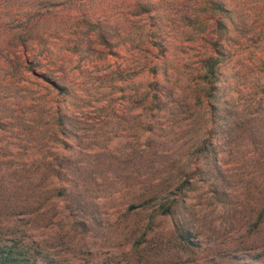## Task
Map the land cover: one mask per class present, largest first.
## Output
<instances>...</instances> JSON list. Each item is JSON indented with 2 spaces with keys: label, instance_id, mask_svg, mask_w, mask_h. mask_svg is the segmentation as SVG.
<instances>
[{
  "label": "rangeland",
  "instance_id": "obj_1",
  "mask_svg": "<svg viewBox=\"0 0 264 264\" xmlns=\"http://www.w3.org/2000/svg\"><path fill=\"white\" fill-rule=\"evenodd\" d=\"M57 2L0 0V257L264 264V0Z\"/></svg>",
  "mask_w": 264,
  "mask_h": 264
},
{
  "label": "trees",
  "instance_id": "obj_2",
  "mask_svg": "<svg viewBox=\"0 0 264 264\" xmlns=\"http://www.w3.org/2000/svg\"><path fill=\"white\" fill-rule=\"evenodd\" d=\"M47 3H49L50 7L53 9L58 7L57 0H47ZM214 5H215V10L220 11V12L225 11L222 5L215 4V3ZM141 11H147V9L143 8ZM136 13H139V12H136ZM48 14L50 13H47V16L43 14H32L31 16H29L27 19L28 22L23 27V31L14 33L13 38H14L15 43L17 45L19 43L23 45L27 41L40 42L41 40H44L49 35L47 34L48 31L45 30V27H47L46 23H51L52 32L57 28V26H59L57 25L56 19L53 17V14H51L50 16H48ZM69 19L71 21L72 18H69ZM84 21L87 26L92 25V23L87 18H84ZM216 62H217L216 59L209 60V64L207 67L210 71L215 66ZM63 193H64L63 190H59L57 195L60 196V195H63ZM160 207L163 211V214H169L172 211L174 206L172 203H168V204H161ZM10 256H11L10 252H8L7 254H3L0 257L1 264H7L9 262H15V263L17 262V258H12Z\"/></svg>",
  "mask_w": 264,
  "mask_h": 264
}]
</instances>
